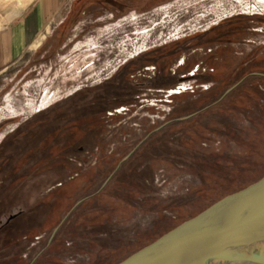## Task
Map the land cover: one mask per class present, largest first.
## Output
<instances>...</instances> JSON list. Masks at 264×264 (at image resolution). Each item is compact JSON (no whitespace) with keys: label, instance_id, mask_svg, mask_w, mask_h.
<instances>
[{"label":"rangeland","instance_id":"374dc122","mask_svg":"<svg viewBox=\"0 0 264 264\" xmlns=\"http://www.w3.org/2000/svg\"><path fill=\"white\" fill-rule=\"evenodd\" d=\"M154 2L0 73V264H117L264 175V0Z\"/></svg>","mask_w":264,"mask_h":264},{"label":"water","instance_id":"95a60500","mask_svg":"<svg viewBox=\"0 0 264 264\" xmlns=\"http://www.w3.org/2000/svg\"><path fill=\"white\" fill-rule=\"evenodd\" d=\"M263 252L264 176L217 200L117 264H264Z\"/></svg>","mask_w":264,"mask_h":264},{"label":"crops","instance_id":"0c3cea01","mask_svg":"<svg viewBox=\"0 0 264 264\" xmlns=\"http://www.w3.org/2000/svg\"><path fill=\"white\" fill-rule=\"evenodd\" d=\"M86 1L121 15L155 5V0H0V73L41 47L65 17L80 9L85 14Z\"/></svg>","mask_w":264,"mask_h":264},{"label":"trees","instance_id":"16d2710c","mask_svg":"<svg viewBox=\"0 0 264 264\" xmlns=\"http://www.w3.org/2000/svg\"><path fill=\"white\" fill-rule=\"evenodd\" d=\"M263 176H264V175H263ZM263 176H262V177H263ZM262 177H260V178H262ZM260 178H259V179H260ZM259 179H257V180H259ZM257 180H256V181H257ZM254 182H255V181H254Z\"/></svg>","mask_w":264,"mask_h":264},{"label":"bare ground","instance_id":"6f19581e","mask_svg":"<svg viewBox=\"0 0 264 264\" xmlns=\"http://www.w3.org/2000/svg\"><path fill=\"white\" fill-rule=\"evenodd\" d=\"M264 253V252H263Z\"/></svg>","mask_w":264,"mask_h":264}]
</instances>
